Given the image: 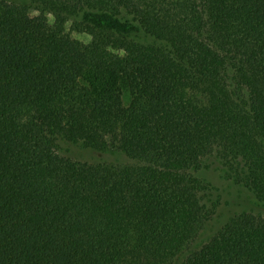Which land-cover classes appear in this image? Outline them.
<instances>
[{"label":"trees","instance_id":"obj_1","mask_svg":"<svg viewBox=\"0 0 264 264\" xmlns=\"http://www.w3.org/2000/svg\"><path fill=\"white\" fill-rule=\"evenodd\" d=\"M218 165L264 205V0H0V264H264Z\"/></svg>","mask_w":264,"mask_h":264},{"label":"rangeland","instance_id":"obj_2","mask_svg":"<svg viewBox=\"0 0 264 264\" xmlns=\"http://www.w3.org/2000/svg\"><path fill=\"white\" fill-rule=\"evenodd\" d=\"M76 36L81 39H89V37L84 34H76ZM61 147L62 152L82 160L111 162H127L129 160V158L121 153L93 151L67 141L62 142ZM218 167L220 168L209 170L207 172V177L216 185L219 192L222 194L223 202L220 207L219 215L210 223L208 230L204 231L200 242L206 240L214 232L217 223L219 226L221 222L237 210L254 208L255 210H262L264 212V205L252 192L233 183L225 176L223 168L219 165Z\"/></svg>","mask_w":264,"mask_h":264}]
</instances>
